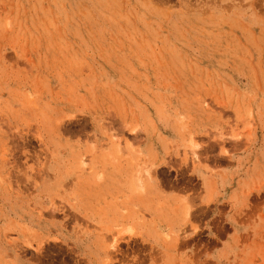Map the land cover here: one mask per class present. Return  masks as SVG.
I'll use <instances>...</instances> for the list:
<instances>
[{
    "label": "rangeland",
    "instance_id": "rangeland-1",
    "mask_svg": "<svg viewBox=\"0 0 264 264\" xmlns=\"http://www.w3.org/2000/svg\"><path fill=\"white\" fill-rule=\"evenodd\" d=\"M0 84V264H264V0H1Z\"/></svg>",
    "mask_w": 264,
    "mask_h": 264
},
{
    "label": "bare ground",
    "instance_id": "bare-ground-1",
    "mask_svg": "<svg viewBox=\"0 0 264 264\" xmlns=\"http://www.w3.org/2000/svg\"><path fill=\"white\" fill-rule=\"evenodd\" d=\"M1 1V0H0ZM1 85V84H0Z\"/></svg>",
    "mask_w": 264,
    "mask_h": 264
}]
</instances>
